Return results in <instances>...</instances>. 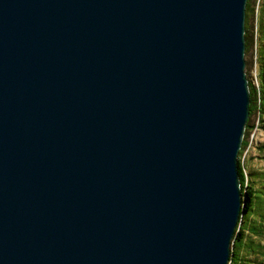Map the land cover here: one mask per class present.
Returning <instances> with one entry per match:
<instances>
[{
    "label": "water",
    "instance_id": "1",
    "mask_svg": "<svg viewBox=\"0 0 264 264\" xmlns=\"http://www.w3.org/2000/svg\"><path fill=\"white\" fill-rule=\"evenodd\" d=\"M246 0H0V264H227Z\"/></svg>",
    "mask_w": 264,
    "mask_h": 264
},
{
    "label": "trees",
    "instance_id": "2",
    "mask_svg": "<svg viewBox=\"0 0 264 264\" xmlns=\"http://www.w3.org/2000/svg\"><path fill=\"white\" fill-rule=\"evenodd\" d=\"M245 74L249 91L248 116L240 148L237 151V171L241 191L239 219L233 231L227 264H262L264 259V177L242 162V152L248 144L250 129L264 131V0H246L244 6ZM254 67L255 84L251 77ZM258 150L264 143L255 145ZM264 157V155H263Z\"/></svg>",
    "mask_w": 264,
    "mask_h": 264
},
{
    "label": "rangeland",
    "instance_id": "3",
    "mask_svg": "<svg viewBox=\"0 0 264 264\" xmlns=\"http://www.w3.org/2000/svg\"><path fill=\"white\" fill-rule=\"evenodd\" d=\"M244 61L245 58H247V54H243ZM245 70V65H244ZM254 74V67L253 64L251 66V77L255 84V78L253 76ZM252 119L255 120L254 126L250 129L247 140L250 141L249 145L245 147V149L242 152V162L247 167L248 165L250 168L255 169L257 171V174L259 176L264 177V148L262 150H258L255 145H258L260 143H264V131L261 130L258 126H256L257 119H255V116H252ZM262 264H264V259H262Z\"/></svg>",
    "mask_w": 264,
    "mask_h": 264
},
{
    "label": "built area",
    "instance_id": "4",
    "mask_svg": "<svg viewBox=\"0 0 264 264\" xmlns=\"http://www.w3.org/2000/svg\"><path fill=\"white\" fill-rule=\"evenodd\" d=\"M249 143H250V141L248 140V144L247 145H249Z\"/></svg>",
    "mask_w": 264,
    "mask_h": 264
}]
</instances>
